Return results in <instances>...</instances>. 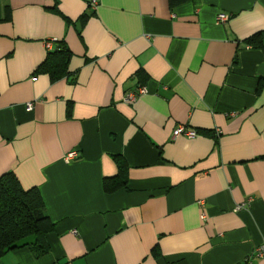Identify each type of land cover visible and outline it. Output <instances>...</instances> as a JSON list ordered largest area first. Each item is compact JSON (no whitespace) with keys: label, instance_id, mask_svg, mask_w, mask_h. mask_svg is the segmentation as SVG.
I'll return each mask as SVG.
<instances>
[{"label":"crops","instance_id":"crops-1","mask_svg":"<svg viewBox=\"0 0 264 264\" xmlns=\"http://www.w3.org/2000/svg\"><path fill=\"white\" fill-rule=\"evenodd\" d=\"M54 38L57 80L35 73ZM7 172L55 230L0 264H264V0H0Z\"/></svg>","mask_w":264,"mask_h":264},{"label":"trees","instance_id":"trees-1","mask_svg":"<svg viewBox=\"0 0 264 264\" xmlns=\"http://www.w3.org/2000/svg\"><path fill=\"white\" fill-rule=\"evenodd\" d=\"M88 16L85 13L81 19L85 21ZM250 41L254 42V39ZM71 56L72 52L66 41L56 39L35 73H47L52 80L68 76ZM197 132L200 133L198 130ZM117 161L119 175L105 180L104 189L107 192L126 186V165L121 159ZM54 230L55 223L46 213L45 202L38 188L25 189L13 172L0 177V259L9 252L28 245H38L41 248L38 255H42L47 250L40 242Z\"/></svg>","mask_w":264,"mask_h":264},{"label":"built area","instance_id":"built-area-1","mask_svg":"<svg viewBox=\"0 0 264 264\" xmlns=\"http://www.w3.org/2000/svg\"><path fill=\"white\" fill-rule=\"evenodd\" d=\"M97 5H98V0H91V7L92 8H96ZM229 17H230V15H228L226 13H221L218 16V21L221 22V23H224V22H226L229 19ZM55 40L56 39L54 38V39H51V40L47 41L48 49H52L53 48V42ZM146 92H147L146 88L141 86L136 91L130 92L128 94L126 100L133 102L139 97V95L145 94ZM28 108L32 109L33 108V103H29L28 104ZM179 135H185V136H187L189 138H194V137H196L198 135V132L195 129H188V128H186V126L180 125L174 130V136L176 137V136H179ZM78 156H79V152L78 151H73V152L68 154L67 160L75 159ZM241 208H243V205L236 207L237 210H239ZM75 233H77V232L75 231ZM256 254L258 256H263L264 255V244L257 248ZM243 264H252V261H251L250 258H247L243 262Z\"/></svg>","mask_w":264,"mask_h":264}]
</instances>
